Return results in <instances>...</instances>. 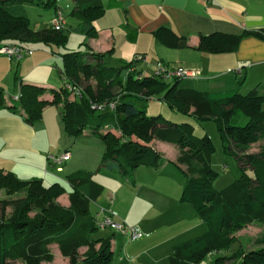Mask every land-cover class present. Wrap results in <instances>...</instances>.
<instances>
[{
  "label": "trees",
  "instance_id": "1",
  "mask_svg": "<svg viewBox=\"0 0 264 264\" xmlns=\"http://www.w3.org/2000/svg\"><path fill=\"white\" fill-rule=\"evenodd\" d=\"M30 2L55 8V13L60 8L59 0H0V46L15 43L26 48L25 43L35 41L50 46L64 44L67 30L94 36L97 34L94 22L106 11L102 0H73L70 15L80 20L77 26L70 28L66 24V29L55 30L50 21L48 27L36 30L25 8V3ZM119 5V1L109 0L108 6ZM154 33L169 46L187 45L185 36L168 27L162 26ZM247 36L264 39V27L240 35H204L198 49L235 51ZM26 50L31 53L24 56L33 53V49ZM111 51L51 49L52 54L60 55L63 60L64 68L57 65L63 85L48 89L32 82H20V99L10 103L0 85V109L20 113L27 123L33 124L42 118L46 106H58L70 134L77 136L89 128L107 143L100 168L116 171L129 180L141 165L159 167L170 162L149 144L154 137L179 145L181 154L176 164L186 176L180 201L195 208L206 231L175 245L169 264H199L210 253L215 254L216 264L224 257L241 258L237 264H264V247L250 252L240 247L230 256L224 255L236 242L235 232L256 221L264 223V146L258 153L249 152L252 143L264 138V85L248 93L238 89L201 91L180 87L182 79L164 81L144 74L137 69L134 59L123 61L120 67L108 66L106 59ZM91 79L95 82L91 83ZM68 82L84 89L81 98L73 97L66 87ZM49 91L53 94L51 100L43 97ZM154 97L200 124L214 122L225 151L237 160L241 176L223 189L214 187L217 171L212 165L215 145L211 137L207 133L196 135L190 121L177 123L162 114L148 115L146 102ZM111 102L116 104L113 109L94 107ZM133 136L143 142L134 140ZM67 180L71 203L63 206L57 201L67 191L62 183L46 186L41 178L21 180L12 171L0 168V188L8 194L20 190L26 194L5 202L13 207V212L7 218H0V264L18 260L40 264L42 260H51L52 243H57L62 253L70 257L68 264H112L115 256L112 238H95L93 234L101 228L97 224V211L92 212L91 205L102 194L103 185L85 170L69 174ZM32 211L36 212L30 216ZM81 247H87L83 259L78 254Z\"/></svg>",
  "mask_w": 264,
  "mask_h": 264
},
{
  "label": "crops",
  "instance_id": "2",
  "mask_svg": "<svg viewBox=\"0 0 264 264\" xmlns=\"http://www.w3.org/2000/svg\"><path fill=\"white\" fill-rule=\"evenodd\" d=\"M102 1L106 11L94 22L97 34L89 37L87 50H112L106 59L108 66L120 67L123 61H131L139 55L142 58L136 63L137 69L140 62L147 60L149 64L154 65V69L159 63H170L201 70V77L186 79L191 83H184L179 85L180 87H195L194 89L201 91L238 89L242 93H248L255 87L264 85V39L256 36L244 37L235 51L208 52L198 49L201 36L204 35H240L246 30L263 28L264 0H117L121 5L113 7L108 6L109 0ZM58 5L62 7L60 3ZM67 5L69 15L73 2ZM53 10L49 22L55 15V8ZM72 17L75 23L70 26L66 18L70 28L80 22L77 17ZM162 26L172 29L179 36H185L187 45L174 47L160 41L154 32ZM125 45L134 48L132 57L130 60L124 59L121 53L118 64L114 65L111 63L112 53L117 48L119 51L123 50ZM29 56L34 55L32 53ZM239 68L242 73L238 72ZM94 82L91 79V83ZM13 94L16 92L10 93L8 98L6 96L7 103H10ZM43 97L50 100L53 98L49 92ZM53 106H46L44 111ZM55 107L59 112H54L57 123L63 127L65 124L60 109ZM58 128L60 130L59 125ZM65 132L70 134L67 130ZM84 132L96 136L89 128ZM49 133L50 129L46 124L37 121L30 124L24 120L22 114L8 108L0 109V168L12 171L21 180L41 178L46 186L55 182L62 183L67 191L58 198V202L63 206H69L71 203V188L67 180L69 174L85 170L91 172L95 180L93 168L96 166L97 171L104 169L116 176L120 175L116 171L100 168L105 148L99 152L97 144H79V136L73 141L70 137L67 138L63 145L58 144L56 139L54 144ZM160 140L155 138L149 144L170 162L166 161L159 167L141 165L130 180L120 175L125 183L122 187L130 183L134 185L133 197L129 196L130 193L125 197L128 200V213L121 210L119 213L113 207L116 194L113 191L104 192V186L96 203L91 205L94 213L99 211V206H111L110 208L128 224L140 228L145 233L142 238L130 241L123 232L104 228L110 232L94 236L112 238L115 253L112 264H168L175 245L199 235L206 229L195 208L180 201L186 182L185 174L176 164L181 149L168 156L160 148ZM253 144H261V147L252 153L260 152L264 146V138ZM66 151H69L71 156L63 163L62 169L50 163V155H60ZM180 166L185 168L183 164ZM12 211L13 209L11 213ZM53 244L59 248L57 243L51 245Z\"/></svg>",
  "mask_w": 264,
  "mask_h": 264
},
{
  "label": "rangeland",
  "instance_id": "3",
  "mask_svg": "<svg viewBox=\"0 0 264 264\" xmlns=\"http://www.w3.org/2000/svg\"><path fill=\"white\" fill-rule=\"evenodd\" d=\"M72 1L73 0H59V3L62 5L66 13L69 26L74 25L75 23V19L67 13L69 10L67 4L70 5ZM25 8L31 20L32 26L35 27L36 30H41L45 27H48L50 15L54 11L53 8L41 7L31 2L25 3ZM64 34L67 36V40L64 44L54 43L52 46H50L43 41H35L28 44L25 43L26 48L33 49L34 56L31 57L29 55H25L20 62L12 60L5 54H0V85L3 87L7 98L9 97L10 93H17L20 91V82L32 81L45 86L48 89L60 88L63 85V76L57 69V65L64 68L63 60L60 55L52 54L51 49L60 52L69 50L85 51L88 49V41L90 37L85 34L70 30L65 31ZM133 50L134 48L131 45L123 46V50L121 51H119L117 48L115 52L112 53L111 63L113 62L114 65L118 64V61L120 59L119 56L121 55V53L122 55H124V59H129L130 57H132ZM144 61L145 62H140V64H138L139 70H143L147 75H152L154 72V65L152 66V64H149L147 60ZM184 83L191 82L186 79H182L179 82L180 85H183ZM49 93L53 96L50 91ZM146 105L148 115L162 114L165 118L177 123L190 121L194 124V133L196 135L201 136L205 133L209 134L215 145V151L212 157L213 168L217 171V175L213 180L214 187L223 189L241 176V169L239 167V164L234 156L228 154L225 151L220 134L214 122L207 121L204 124H200L193 118L186 116L174 109H171L165 102L158 99L157 97H154L152 100H148L146 102ZM55 106L56 105L51 107V109L49 108L48 111H46V109L43 112L42 118L37 121L40 124H46V126L49 127V135L52 137L54 144L56 139L58 144L63 145L65 144L67 138L69 139L70 137V139L73 141L77 138V136H79V144H97V150L99 152L104 151V148L107 149V143L104 140L100 139L99 137L92 136L91 134H86V132H82L83 134L81 133L77 136L74 134H67L65 132V126L62 127L59 123H57L54 112H57L56 114H59V112L57 110V107ZM58 125L60 126V130L58 128ZM43 132H45V130ZM122 139L120 141H122ZM133 139L143 142V140L138 139L136 136H133ZM154 139L155 137L149 143L154 141ZM160 144H162V146L160 145V148H162L164 153L168 156H171L175 151L180 150L179 145L175 143L160 140ZM260 145L261 144L252 143L249 148V152L255 151L257 148H260ZM86 152L89 154V149H87ZM184 167L186 166L184 165ZM93 172L95 180L102 183V185L104 186V192L113 191L116 194V199H114L113 207L118 211L121 210L123 213H128V200H126L125 197L129 193V196L133 197L132 188H134V185L130 183V185H125L124 187H122L125 183L124 179L120 175L116 176L114 175V173L104 171V169L102 171H97L96 166H94ZM248 172L251 173L250 170ZM25 196L26 194L24 190L8 194L4 188H0V218H7L12 214L11 210L13 209V207L10 204H5V202H7L8 200H17ZM35 212L36 211L30 212V216H33ZM98 230L99 231L95 232L94 234L95 237L106 235L110 232L109 229ZM205 231L206 229L200 234L204 233ZM233 236L235 237L236 242L231 245L230 250L227 253H224V255L230 256L240 247L246 252L264 247V223H260L258 221L250 223L246 228L235 232ZM98 246L99 244L97 245V247ZM49 248L50 252L53 255V258L51 260H42L40 264H68L70 262V257L66 254H63L56 245L53 244ZM86 251V247L79 249L78 254L80 256V259L84 258ZM240 259L241 258L235 259L224 257L221 259L219 264H237ZM9 264H26V262L24 260H18L11 261L9 262ZM199 264H216L215 254H208V256H206Z\"/></svg>",
  "mask_w": 264,
  "mask_h": 264
},
{
  "label": "built area",
  "instance_id": "4",
  "mask_svg": "<svg viewBox=\"0 0 264 264\" xmlns=\"http://www.w3.org/2000/svg\"><path fill=\"white\" fill-rule=\"evenodd\" d=\"M210 1V0H207ZM66 13L63 7L57 9L54 17L51 20V26L55 30H64L66 29ZM31 53V50H26L24 46L20 44H3L0 46V54H5L12 59L19 60L24 54ZM142 57L137 55L134 60L138 61ZM239 73H242V70L238 69ZM156 78H159L164 81H171L175 78L180 79H197L201 77L202 72L199 69L187 68L181 65H172L170 63L164 64L159 63L154 69L153 74ZM143 77V74L140 75V78ZM66 87L72 92L73 97L81 98L84 93V89L77 85L72 84L71 82L66 83ZM20 99V93L13 94L10 98L11 101H17ZM115 102L108 103L107 105H94L96 108H105L113 109L115 108ZM71 154L69 151H66L60 155H50L49 161L52 164L58 166L59 169H62V165L65 161L69 160ZM112 200L114 198H111ZM97 224L101 229L109 228L114 231L123 232L127 235L130 241H134L142 238L145 233L138 227L128 224L124 219H122L117 212L112 208L106 206H99V211L97 212Z\"/></svg>",
  "mask_w": 264,
  "mask_h": 264
}]
</instances>
